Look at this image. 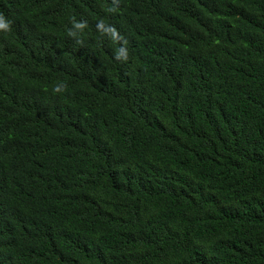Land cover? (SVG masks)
Returning a JSON list of instances; mask_svg holds the SVG:
<instances>
[{"label": "trees", "instance_id": "trees-1", "mask_svg": "<svg viewBox=\"0 0 264 264\" xmlns=\"http://www.w3.org/2000/svg\"><path fill=\"white\" fill-rule=\"evenodd\" d=\"M0 264H264V0H0Z\"/></svg>", "mask_w": 264, "mask_h": 264}, {"label": "clouds", "instance_id": "clouds-1", "mask_svg": "<svg viewBox=\"0 0 264 264\" xmlns=\"http://www.w3.org/2000/svg\"><path fill=\"white\" fill-rule=\"evenodd\" d=\"M3 26H6V24H5V25H3Z\"/></svg>", "mask_w": 264, "mask_h": 264}]
</instances>
